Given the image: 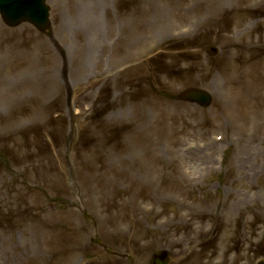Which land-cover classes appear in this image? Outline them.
Masks as SVG:
<instances>
[{"label": "rangeland", "instance_id": "374dc122", "mask_svg": "<svg viewBox=\"0 0 264 264\" xmlns=\"http://www.w3.org/2000/svg\"><path fill=\"white\" fill-rule=\"evenodd\" d=\"M46 1L0 20V264L264 259V0Z\"/></svg>", "mask_w": 264, "mask_h": 264}, {"label": "water", "instance_id": "95a60500", "mask_svg": "<svg viewBox=\"0 0 264 264\" xmlns=\"http://www.w3.org/2000/svg\"><path fill=\"white\" fill-rule=\"evenodd\" d=\"M11 1L13 0H0V4L6 6L5 8L0 7V10L2 17L8 25H16L20 21H27L39 30H44L47 27V10L43 0H21V2L8 5L7 3ZM182 97L201 106L209 104V96L200 90H188ZM159 258H164V255Z\"/></svg>", "mask_w": 264, "mask_h": 264}, {"label": "bare ground", "instance_id": "6f19581e", "mask_svg": "<svg viewBox=\"0 0 264 264\" xmlns=\"http://www.w3.org/2000/svg\"><path fill=\"white\" fill-rule=\"evenodd\" d=\"M0 64H1V63H0ZM0 86L3 87V86L1 85V83H0ZM1 87H0V88H1Z\"/></svg>", "mask_w": 264, "mask_h": 264}]
</instances>
